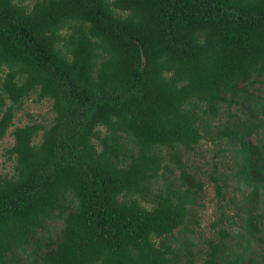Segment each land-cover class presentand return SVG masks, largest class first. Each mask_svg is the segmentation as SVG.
<instances>
[{
	"label": "trees",
	"instance_id": "trees-1",
	"mask_svg": "<svg viewBox=\"0 0 264 264\" xmlns=\"http://www.w3.org/2000/svg\"><path fill=\"white\" fill-rule=\"evenodd\" d=\"M0 69V264H264L247 258L264 243V0H0ZM31 93L51 122L14 125ZM203 140L221 212L197 258L166 239L198 204L184 157Z\"/></svg>",
	"mask_w": 264,
	"mask_h": 264
},
{
	"label": "rangeland",
	"instance_id": "rangeland-1",
	"mask_svg": "<svg viewBox=\"0 0 264 264\" xmlns=\"http://www.w3.org/2000/svg\"><path fill=\"white\" fill-rule=\"evenodd\" d=\"M26 4L30 5L33 0H21ZM3 75L2 70L0 69V76ZM264 79V76L262 77ZM254 91L256 93L262 91L264 92V82H259L256 85ZM6 105H10V101H6ZM233 112L237 111L236 106L232 108ZM53 112L51 111V101L49 99L37 100L35 94L31 93L30 96L24 98L20 104V107L17 108L14 106V125H24L28 122H39L42 124H49L53 117ZM104 130L103 127H100ZM11 130V128H9ZM8 130V132H9ZM6 133L5 136L0 141V172H6L11 170V163L5 160L2 155L3 148L9 146L12 142V136L9 133ZM36 138L35 140H37ZM254 139V136H252ZM213 153V146L209 142L202 141L195 150L194 153L187 154L184 158L188 159L192 165L200 168L196 170L195 174L201 176L203 181V190L201 191L198 197V204L195 208L192 209V213L189 217L190 222L187 223L186 228H180L175 230L173 235L168 236L166 239L167 243H170L172 246L180 247L183 241L191 242L189 246H182L181 253L185 251V248L188 247L198 258H202L207 249V240L214 239L217 236V226H212L211 223L216 220L221 212L220 207L216 203L213 185L208 182L206 179L207 173L211 172L210 160ZM202 155V156H201ZM155 188L157 186H154ZM227 191L228 198H235L234 202L223 207V211L229 212V214H234L235 209L238 207L240 200V194L235 187L231 186ZM264 201V200H263ZM260 203L261 210L264 213V202ZM147 206L150 205L147 201H142ZM231 234L236 233L237 228L235 225H231ZM157 242V240H155ZM234 241H228V245H232ZM264 249V243L259 244L256 242L251 243L250 251L247 254V258L253 257L258 258V254Z\"/></svg>",
	"mask_w": 264,
	"mask_h": 264
}]
</instances>
